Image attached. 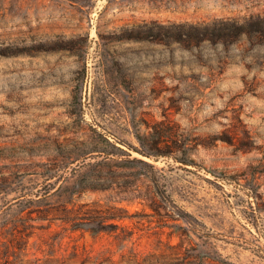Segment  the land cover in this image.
<instances>
[{"label":"rangeland","instance_id":"374dc122","mask_svg":"<svg viewBox=\"0 0 264 264\" xmlns=\"http://www.w3.org/2000/svg\"><path fill=\"white\" fill-rule=\"evenodd\" d=\"M258 13L0 0V264H264Z\"/></svg>","mask_w":264,"mask_h":264},{"label":"trees","instance_id":"16d2710c","mask_svg":"<svg viewBox=\"0 0 264 264\" xmlns=\"http://www.w3.org/2000/svg\"><path fill=\"white\" fill-rule=\"evenodd\" d=\"M151 1H153L154 3H158V4H161V3L169 4V2L172 1V0H151ZM256 15H257L258 18L261 19V21H264V15H261L260 13H258ZM207 25L208 24H206L205 26H207ZM232 26H233V24H232ZM197 27H199V26H196V28ZM241 27H243V24H241ZM258 29L259 30H263V27L262 26H259V27L256 28V30H258ZM223 34L224 35L229 34V31H225ZM195 36H200V32H196L195 34H193V32H190L189 33V37L190 38H193ZM163 135L164 134L162 132H159V137L158 138H161V136H163Z\"/></svg>","mask_w":264,"mask_h":264}]
</instances>
